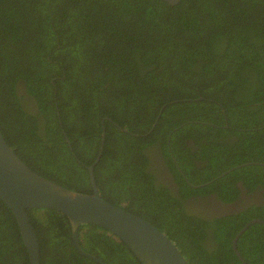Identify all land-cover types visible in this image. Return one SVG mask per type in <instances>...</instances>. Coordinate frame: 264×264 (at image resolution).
Returning a JSON list of instances; mask_svg holds the SVG:
<instances>
[{
    "label": "trees",
    "instance_id": "trees-1",
    "mask_svg": "<svg viewBox=\"0 0 264 264\" xmlns=\"http://www.w3.org/2000/svg\"><path fill=\"white\" fill-rule=\"evenodd\" d=\"M101 125L93 175L102 199L154 225L188 264H241L231 238L249 218L264 220V205L212 221L186 215L152 159L161 153L184 193L183 174L197 184L217 173L199 168L196 178L194 160L264 163V0H0V133L15 155L89 193ZM234 172L264 187L263 164ZM25 212L39 264H96L74 250L66 216ZM263 236L258 223L239 236L246 264H264ZM78 238L106 264H139L99 227L81 224ZM0 264H29L1 201Z\"/></svg>",
    "mask_w": 264,
    "mask_h": 264
},
{
    "label": "water",
    "instance_id": "water-1",
    "mask_svg": "<svg viewBox=\"0 0 264 264\" xmlns=\"http://www.w3.org/2000/svg\"><path fill=\"white\" fill-rule=\"evenodd\" d=\"M163 1L172 5L179 0ZM120 130L126 131L123 128ZM103 141L104 127L101 125L97 156L87 167L90 192L84 193L65 188L35 173L15 155L0 133V201L15 219L29 264H39V248L25 210L45 208L66 216L74 250L96 264L106 263L81 248L78 238L81 224L99 227L113 235L128 248L139 264H188L175 244L154 225L101 198L95 184L93 166L101 155ZM253 223L264 224V220H249L231 240L233 253L241 264L246 263L236 250L235 243L238 236Z\"/></svg>",
    "mask_w": 264,
    "mask_h": 264
},
{
    "label": "flooded vegetation",
    "instance_id": "flooded-vegetation-1",
    "mask_svg": "<svg viewBox=\"0 0 264 264\" xmlns=\"http://www.w3.org/2000/svg\"><path fill=\"white\" fill-rule=\"evenodd\" d=\"M185 142L192 143L190 139L185 140ZM153 157L154 158L152 159V169L158 170V179L170 191V196L179 201L180 206L183 208L186 215H194L196 218H199L201 220L212 221L214 219L222 218L226 215H236L240 211L249 209L251 207L257 208L258 206L264 205V187L262 186V184H255L254 187L246 185L243 181L244 176L242 174L235 175L234 172L236 169L245 165L257 164L260 162H240L233 163L231 165L226 164L223 167H219L218 165L221 163L220 160H218L217 164H214L215 159L211 161V164L203 163L198 159L194 160L198 172V174H196V178L199 177L201 174L198 170L199 168H202L203 171H212L213 167L216 166L217 173L212 171V174H216L212 175L208 180L204 182H199L197 184H192L187 179L185 174H183L184 182L191 189L189 192L184 193L179 190L177 180L174 178L173 173L168 169L167 165L164 163L161 153L154 152ZM175 170H180V167L177 164H175ZM224 176L225 181L222 183L221 188H219V182L217 181V178H223ZM225 182H228V185H225ZM205 185H208V187H204ZM226 186H229V188L231 189V191H229L231 197L229 198H227V192H225L224 189V187ZM200 187H202V191L197 190ZM255 218L257 217L249 218L248 220L243 222L242 226L249 220ZM234 235L232 236V238L234 237ZM206 243L213 244L214 242L207 240ZM238 253L242 258L239 251ZM243 261L245 262L244 259Z\"/></svg>",
    "mask_w": 264,
    "mask_h": 264
}]
</instances>
